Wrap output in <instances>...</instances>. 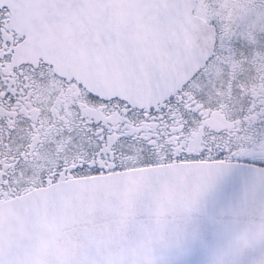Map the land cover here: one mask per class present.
<instances>
[{
  "label": "snow or ice",
  "instance_id": "obj_1",
  "mask_svg": "<svg viewBox=\"0 0 264 264\" xmlns=\"http://www.w3.org/2000/svg\"><path fill=\"white\" fill-rule=\"evenodd\" d=\"M0 264H264V0H0Z\"/></svg>",
  "mask_w": 264,
  "mask_h": 264
}]
</instances>
